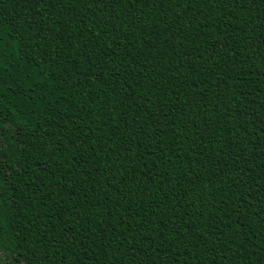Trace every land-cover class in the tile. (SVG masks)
<instances>
[{
  "label": "trees",
  "instance_id": "trees-1",
  "mask_svg": "<svg viewBox=\"0 0 264 264\" xmlns=\"http://www.w3.org/2000/svg\"><path fill=\"white\" fill-rule=\"evenodd\" d=\"M0 264H264V0H0Z\"/></svg>",
  "mask_w": 264,
  "mask_h": 264
}]
</instances>
